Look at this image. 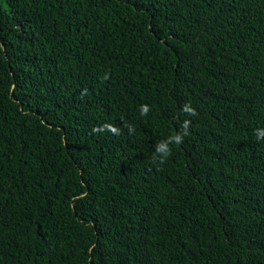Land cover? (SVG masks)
I'll list each match as a JSON object with an SVG mask.
<instances>
[{
    "label": "trees",
    "instance_id": "trees-1",
    "mask_svg": "<svg viewBox=\"0 0 264 264\" xmlns=\"http://www.w3.org/2000/svg\"><path fill=\"white\" fill-rule=\"evenodd\" d=\"M0 264H264V0H0Z\"/></svg>",
    "mask_w": 264,
    "mask_h": 264
}]
</instances>
